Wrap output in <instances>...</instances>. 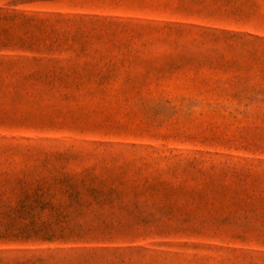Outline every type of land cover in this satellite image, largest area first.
I'll return each instance as SVG.
<instances>
[{
    "label": "rangeland",
    "instance_id": "obj_1",
    "mask_svg": "<svg viewBox=\"0 0 264 264\" xmlns=\"http://www.w3.org/2000/svg\"><path fill=\"white\" fill-rule=\"evenodd\" d=\"M0 264H264V0H0Z\"/></svg>",
    "mask_w": 264,
    "mask_h": 264
}]
</instances>
